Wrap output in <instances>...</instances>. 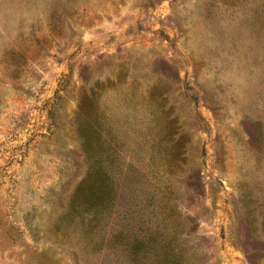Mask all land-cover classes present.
<instances>
[{"label":"rangeland","instance_id":"obj_1","mask_svg":"<svg viewBox=\"0 0 264 264\" xmlns=\"http://www.w3.org/2000/svg\"><path fill=\"white\" fill-rule=\"evenodd\" d=\"M0 264H264V0H0Z\"/></svg>","mask_w":264,"mask_h":264}]
</instances>
